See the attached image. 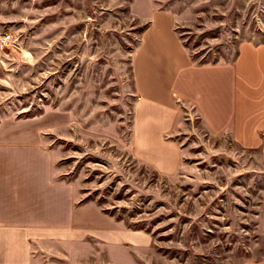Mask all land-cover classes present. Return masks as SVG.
I'll list each match as a JSON object with an SVG mask.
<instances>
[{"label":"rangeland","instance_id":"rangeland-1","mask_svg":"<svg viewBox=\"0 0 264 264\" xmlns=\"http://www.w3.org/2000/svg\"><path fill=\"white\" fill-rule=\"evenodd\" d=\"M159 10L208 67L169 101L177 163L132 136L134 50ZM11 31L0 118L25 119L83 190L67 264H264V0H0Z\"/></svg>","mask_w":264,"mask_h":264},{"label":"crops","instance_id":"crops-1","mask_svg":"<svg viewBox=\"0 0 264 264\" xmlns=\"http://www.w3.org/2000/svg\"><path fill=\"white\" fill-rule=\"evenodd\" d=\"M147 19L133 57L140 100L132 136L146 160L177 163L179 144L165 137L169 101L195 81L192 71L208 67L194 64L174 13L159 10ZM24 126L25 119L0 118V264H67L69 247L84 241L83 190L69 179L59 150Z\"/></svg>","mask_w":264,"mask_h":264},{"label":"built area","instance_id":"built-area-1","mask_svg":"<svg viewBox=\"0 0 264 264\" xmlns=\"http://www.w3.org/2000/svg\"><path fill=\"white\" fill-rule=\"evenodd\" d=\"M15 40L14 33H2L0 32V49L8 48Z\"/></svg>","mask_w":264,"mask_h":264}]
</instances>
